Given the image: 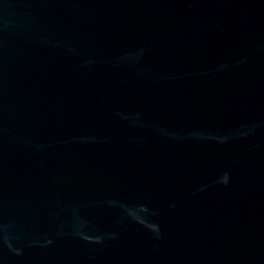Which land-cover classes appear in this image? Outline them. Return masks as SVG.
Returning a JSON list of instances; mask_svg holds the SVG:
<instances>
[{"label": "water", "instance_id": "water-1", "mask_svg": "<svg viewBox=\"0 0 264 264\" xmlns=\"http://www.w3.org/2000/svg\"><path fill=\"white\" fill-rule=\"evenodd\" d=\"M0 264H264V0H0Z\"/></svg>", "mask_w": 264, "mask_h": 264}]
</instances>
